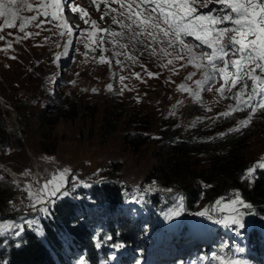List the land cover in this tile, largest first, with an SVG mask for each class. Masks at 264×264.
I'll list each match as a JSON object with an SVG mask.
<instances>
[{"label": "rangeland", "instance_id": "374dc122", "mask_svg": "<svg viewBox=\"0 0 264 264\" xmlns=\"http://www.w3.org/2000/svg\"><path fill=\"white\" fill-rule=\"evenodd\" d=\"M29 2L36 7L39 0H29ZM96 3L99 4V11L96 10L92 0H75V6L83 7L90 13V18L96 19L100 28L124 31L118 25L111 23L110 16L101 20L106 3L111 8H119V5L112 0H96ZM210 9L219 10L220 5L212 4L209 8H201L200 13H207ZM70 13L65 7L66 19L77 16L75 19H78L79 25L78 28L72 25L75 34L71 38L67 35L59 36L58 30L47 23L43 29L27 27L25 31L40 34L21 39L18 43L14 37L24 36V33L19 32V21H17V27L5 28L2 33L6 36V40H0V48L6 47V42L11 41L12 49L7 53L0 51V106L10 133L8 146L4 150L0 149V178H2L0 189L6 190L8 195L4 209L0 211V220L19 222L21 216L29 219L39 216L43 234L38 235L29 229L26 231L36 233L44 241L42 221L50 219L51 216L33 212L25 207L30 202L26 199L27 193L23 189L26 181L34 188L39 187L52 174L66 167L71 169L72 173L67 177L66 190H69L70 194L58 199L56 203L61 200L77 203L83 201L86 199L85 196L90 195V188L93 185L106 181L122 183L129 190L122 192L123 204L119 211L113 213V218L119 216L121 220L131 219L130 221H135L136 228L144 225L139 221L138 214H144L143 220L146 224L147 214L151 211L155 214L157 212L155 206L151 204V199L155 200L156 197L163 207L156 214L159 230L167 231V234L179 233L178 236L182 240L191 239L192 244L203 246L208 254L213 253V245L216 244L218 248L223 249L219 250L220 256L225 257L224 249L226 247L231 249L232 247L229 246L231 243L233 245L238 243L234 235L240 236L244 231H247V234L249 232L247 229L255 225L257 221L255 219L258 218L254 215H246L244 217L246 226L243 229L215 223V220L228 214L216 210V201H222L220 207H224L228 203V198L235 192H227L211 204L207 203L206 198L200 199L197 204L198 211L208 209L210 213L218 215L216 217L212 215V219L196 214L185 215L184 208L180 216L172 217L169 213L173 208L166 204L168 199L158 197H181L180 192L177 188L171 189V192L166 191L170 188L163 186L155 178L146 181L149 169L157 162L158 151L161 149L166 151V135L179 134L180 136L183 133L191 134L193 131H200V135L192 134L196 141H200L220 134L219 131L222 129L220 125L224 117H220L219 114L227 111L230 105H235L234 100L223 99L217 92L216 89L223 81L217 78L211 90H208L207 85L197 88L196 81L203 79L202 71L188 64L187 60H175L173 57L158 59L149 55L148 51L139 44V46L136 45V49L129 46L126 50L130 55L138 58L137 63H133L124 55L115 56V52L125 50L120 49L111 39H108L107 34H98L104 37L102 45L104 52H101V47L91 51L88 40V31L92 30L90 24H84L78 18V13ZM34 14L35 12L30 11L21 13L29 17ZM85 18L88 19V17ZM40 19L43 20L44 17L41 16ZM2 23L3 18H0V24ZM69 39H71L70 45ZM185 39L186 42L197 45V51L204 48L194 37ZM120 43H128L127 38H121ZM204 50L210 51L206 48ZM58 55L59 59H57ZM102 55L107 60H111V63H100L99 57ZM13 56L16 58L12 59ZM167 59H173V64L164 67ZM147 72L158 74V76L149 77ZM136 73L140 74L141 79L136 78ZM192 73L195 74L191 80H188L187 77ZM120 77L125 79L121 81ZM72 81L75 83H71ZM182 84L198 92L199 98L194 97L191 92L182 91L180 88ZM108 85L112 86L111 90ZM92 89L96 91L93 92ZM121 89H123L122 92ZM57 92L76 99L75 104L78 110L74 117H70L67 110H53L52 95ZM16 98L24 102L22 111L24 116H27V120H24V116L21 117L14 108ZM46 105L50 107L47 113L56 118L51 132L42 129L35 118ZM108 110L119 115L117 126L110 134L104 132L105 115L108 114ZM247 116L248 110L237 111L230 115L229 117L234 118V122L225 126L224 130L236 127L238 121L246 119ZM142 125L147 127V130H141L142 134L149 135V140L139 148H133L124 141L122 134L127 131L134 133L137 128H143ZM249 126L254 127L255 131L243 147V152L249 158L248 168L264 163L262 160L264 158V110L257 111L247 127ZM14 133L20 137L21 146L17 143ZM45 157L54 158V160L48 161L44 159ZM209 159L202 153L191 156L189 161L193 167L203 168L210 163ZM28 170L31 172L29 176L22 175ZM9 184L12 186L8 187ZM10 202L15 203L16 209L12 208ZM54 205H49V210ZM242 209L240 208L241 212H243ZM249 211L250 209H246L245 212ZM259 226L263 233L264 225ZM167 239L166 248L172 243L175 246L176 241L167 242ZM22 240L9 235L4 242V238L0 237V248L12 244L20 245ZM120 243L125 244L115 240L113 245L117 247ZM122 246L127 250L126 247L130 245ZM166 248L162 242L159 247H153L150 251L151 253L154 249L164 251ZM184 250L187 253V248ZM77 252L76 249L72 254ZM174 259L172 258L169 264H179ZM235 260L254 264L253 260L248 261L242 256ZM213 264H219V262L213 258Z\"/></svg>", "mask_w": 264, "mask_h": 264}, {"label": "snow or ice", "instance_id": "6c2138e0", "mask_svg": "<svg viewBox=\"0 0 264 264\" xmlns=\"http://www.w3.org/2000/svg\"><path fill=\"white\" fill-rule=\"evenodd\" d=\"M113 2L118 4L119 8H111L106 3L101 20L110 16L111 23L118 25L124 31L117 32L108 28H100L97 21L90 18V13L83 7L75 6V0H39L36 7L29 0H0V18H3V23L0 24V40H6V36L2 34L4 29L17 27V21H19V32L24 33L23 37H14L17 43L21 39L40 34L25 31L27 27L34 26L43 29L46 23L56 28L59 36L67 35L71 38L75 33L65 16V7H67L69 12L78 13V18L84 24H90L92 30L86 31H88L91 51H95L97 47H101L104 51L102 49L104 37L98 34H107L116 46L125 50L115 52V56L124 55L133 63H137L138 58L130 55L126 50L129 46L136 49V45L139 44L151 56L161 60L167 57L187 60L188 64L202 71L203 79L196 81L197 88L207 85L208 90H211L217 78L222 80L223 83L216 89L217 92L223 99L234 100L235 105H230L228 110L220 113L219 116L227 118L237 111L248 110L247 118L238 121V125L229 129V132H239L247 127L257 111L264 110V0H113ZM92 3L99 11V4L96 0H92ZM212 4H219L220 9H210L207 13H200L201 8H209ZM24 11L35 12V14L30 17L21 15ZM41 16L44 17L43 20L40 19ZM38 20L39 23H37ZM76 27L78 28L79 25ZM125 37L128 43H120V39ZM186 37H194L200 45L210 51H205L204 48L197 51L198 46L186 42ZM6 43L7 46L0 48V51L7 53L12 49V42L7 41ZM68 44H71V39ZM173 53H175L174 56ZM59 58L58 55L57 59ZM93 59L97 58L93 57ZM173 59H167V64L163 66L173 64ZM99 62L111 63V60H107L102 55L99 57ZM172 70L175 71V69ZM194 74H190L187 79L191 80ZM147 75L149 77L158 76L151 72H147ZM135 76L141 79L139 73ZM124 79L120 77L121 81ZM71 83L74 84L75 81ZM108 88L111 90L112 86L108 85ZM180 88L199 98L198 92L189 88L188 85L182 84ZM233 89L237 90L233 91ZM92 91L95 92L96 89ZM227 134L221 133V136ZM44 159L54 160L50 157ZM257 167H264V163L249 167L244 178L252 181ZM30 174L28 170L22 175L29 176ZM71 174V169L65 167L52 174L39 187L34 188L32 184L24 186L23 190L27 193L26 199L30 202L25 207L33 212L51 215L48 206L54 205L58 199L70 194L66 189L67 177ZM36 182L40 183L39 180ZM166 191L171 192L172 190L166 189ZM176 199L180 203L169 213L172 217H178L183 212V197H176ZM222 203V201H216V210L228 214L215 220V223L223 224L225 227L237 226L243 229L246 226L244 217L254 215L251 212L240 211V208L251 209L252 205L247 203L238 192L228 198V203L224 207H220ZM10 204L13 209H16L15 203L10 202ZM196 215L212 219L208 209ZM26 229L42 235L39 216L31 219L21 216L19 222L0 220V237L4 238V242L7 241L9 235L22 239ZM238 251L243 252L244 249L240 248ZM213 258L219 264H245L240 260L228 259L220 255H215Z\"/></svg>", "mask_w": 264, "mask_h": 264}, {"label": "trees", "instance_id": "16d2710c", "mask_svg": "<svg viewBox=\"0 0 264 264\" xmlns=\"http://www.w3.org/2000/svg\"><path fill=\"white\" fill-rule=\"evenodd\" d=\"M75 100L74 97L57 92L52 95L51 103L54 105L53 110H67L70 117H74L78 110ZM24 105L19 98L14 99V108L21 117L24 116L22 111ZM49 108V105H46L35 116L38 124L47 132H51L56 123L55 116L47 113ZM108 111L105 115L104 132L110 134L117 126L119 115L112 110ZM26 117L25 115L24 120H27ZM233 122V117L223 118L220 134L200 138V141H196L192 135H200V131L183 133L184 135L180 134V136L166 135V151L163 149L158 151L157 162L149 169L146 181L155 178L165 187L177 188L180 196L183 197L185 215H195L199 212L197 204L201 198H206L207 203L211 204L227 192H238L247 203L252 205L250 211L258 217L255 220L259 223L255 222V225L247 229L249 230L247 234V231H244L240 236L234 235L238 243L235 245L231 243L229 245L231 249L229 247L224 249L225 257L234 259L242 256L248 261L253 260L254 264H260L261 259L264 258V238L259 226L264 225V167L256 168L252 181L244 178L247 174L249 158L243 152V147L255 129L249 126L239 133L224 130L225 126ZM142 126L143 128H137L134 133L127 131L122 134L124 141L133 148H139L149 140V135L142 134L141 131L147 130V127ZM221 133L228 134L221 136ZM14 136L21 146L20 137L15 133ZM9 140L10 133L0 106L1 150L8 146ZM202 153L210 158V163L203 168L193 167L189 158ZM11 186L12 184L8 185ZM124 190H129L125 184L106 181L93 185L90 188V195L85 196L86 199L83 201L77 203L61 200L55 203L50 209L51 218L42 221L45 240L40 239L32 231H25L19 247L12 244L0 248V264H107L112 261L121 246L113 245L115 240L124 242V245H130L133 249L141 246L140 238L145 237V240H150L151 243L152 239L147 235L150 227L154 230L156 226L157 216L154 212L147 214L146 224L143 220L144 214L139 213V221L142 220L144 225L137 228L135 221L129 219L118 221L116 217L113 218V213L119 211L123 203ZM5 191L0 189V211H3L8 197ZM158 198L168 199L166 204L173 209L180 203L176 197ZM160 202L156 197L155 200L151 199V204L157 209L163 208ZM242 211L245 212L246 209L243 208ZM210 214L214 217L218 216ZM240 248L244 251H238ZM76 249L78 252L72 254ZM215 250L220 255L219 250L223 249L217 246ZM192 257L194 264H211V258L205 255L202 249H197Z\"/></svg>", "mask_w": 264, "mask_h": 264}, {"label": "bare ground", "instance_id": "6f19581e", "mask_svg": "<svg viewBox=\"0 0 264 264\" xmlns=\"http://www.w3.org/2000/svg\"><path fill=\"white\" fill-rule=\"evenodd\" d=\"M103 1V0H102ZM113 1V0H112ZM70 14H72V13H70ZM77 17V16H76ZM76 17H73V18H69V19H67V21L71 24V25H74V27L75 26H77L78 25V19L76 20L75 18ZM96 20V19H95ZM104 26V25H103ZM115 29H117V28H115ZM108 39H111L110 38V36H108ZM139 46V45H138ZM100 52V51H99ZM101 52H102V50H101ZM104 52V51H103ZM115 52V51H114ZM111 54V53H110ZM112 55V54H111ZM113 56V55H112ZM26 185H27V181H26ZM220 232V231H219ZM205 236V235H204ZM208 237V236H207Z\"/></svg>", "mask_w": 264, "mask_h": 264}, {"label": "built area", "instance_id": "2783aa9c", "mask_svg": "<svg viewBox=\"0 0 264 264\" xmlns=\"http://www.w3.org/2000/svg\"><path fill=\"white\" fill-rule=\"evenodd\" d=\"M9 170V169H8Z\"/></svg>", "mask_w": 264, "mask_h": 264}]
</instances>
